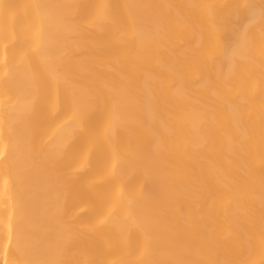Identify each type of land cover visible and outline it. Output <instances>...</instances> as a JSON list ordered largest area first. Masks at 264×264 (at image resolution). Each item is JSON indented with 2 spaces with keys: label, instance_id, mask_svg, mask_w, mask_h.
<instances>
[{
  "label": "bare ground",
  "instance_id": "obj_1",
  "mask_svg": "<svg viewBox=\"0 0 264 264\" xmlns=\"http://www.w3.org/2000/svg\"><path fill=\"white\" fill-rule=\"evenodd\" d=\"M0 264H264V0H0Z\"/></svg>",
  "mask_w": 264,
  "mask_h": 264
}]
</instances>
